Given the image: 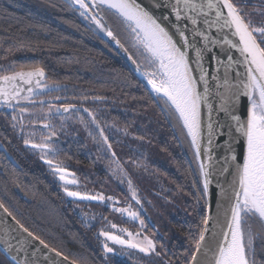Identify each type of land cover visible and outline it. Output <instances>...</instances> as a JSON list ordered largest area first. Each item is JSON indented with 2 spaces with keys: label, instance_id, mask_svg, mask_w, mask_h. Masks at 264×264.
Wrapping results in <instances>:
<instances>
[{
  "label": "trees",
  "instance_id": "16d2710c",
  "mask_svg": "<svg viewBox=\"0 0 264 264\" xmlns=\"http://www.w3.org/2000/svg\"><path fill=\"white\" fill-rule=\"evenodd\" d=\"M231 2L245 21L264 25V0ZM104 16L140 70L151 71L114 17ZM30 68L43 69L48 88L80 106L78 118L65 124L71 146L62 156L82 163L73 166L77 183H64L62 190L38 166L16 174V181L11 172L0 174L3 205L29 231L79 264H190L207 202L191 141L163 100L70 0H0V75ZM65 187L105 199L80 207ZM133 191L148 213L143 226L141 213L132 219L115 210L135 211ZM249 223L257 264H262L264 226L258 220ZM113 224L138 230L136 239L147 237L154 250L124 247L130 251L105 253L107 242L100 233ZM0 264H8L1 252Z\"/></svg>",
  "mask_w": 264,
  "mask_h": 264
},
{
  "label": "snow or ice",
  "instance_id": "6c2138e0",
  "mask_svg": "<svg viewBox=\"0 0 264 264\" xmlns=\"http://www.w3.org/2000/svg\"><path fill=\"white\" fill-rule=\"evenodd\" d=\"M70 5L74 6L82 17L94 24L96 29L123 48L124 46L111 28L106 27L105 18L100 13L109 12L114 17L115 22L127 33L131 46L143 57L148 68L152 69L143 72V75L147 77L152 90L167 105L171 115L182 125L183 129H186L198 160L201 157L202 103L207 104L209 121H211L213 111L212 104L208 103L209 86L207 73L202 64V54L209 43L216 45L222 42L230 46L225 50L228 64L225 65L223 83L217 84L218 89L221 87L225 89L224 93L219 91L216 93L221 101L218 111L230 116L235 125V133L243 139L246 151L242 163H236L231 173L233 177L229 183L231 194L229 195L227 189H221L229 204L225 210L226 224L221 227L219 233H212L216 243L213 247H208L205 234L209 232L207 227L209 219L205 218L203 223L206 227L200 232L195 242V252L206 257L205 264H257L253 232L249 221L258 220L264 226V25L255 26L251 20L245 21L231 0H174V2L173 0H163V2L145 0L143 3L139 0H70ZM161 7L168 8L169 12L157 17L152 9ZM171 17H174V20ZM189 24L192 25L191 28ZM200 24L206 27L203 29L197 27ZM213 28L218 34H222L224 29H234L231 35L238 37V41L234 42L224 35H220L219 39H213L207 34ZM197 37L200 40H197ZM201 41L204 42L202 47L198 46ZM231 49L238 50L242 59L234 60ZM129 59L131 60L132 57L129 56ZM132 62L136 63L135 60ZM233 64L243 67V72L235 73L238 81L236 84L231 82L228 75V70L233 67ZM139 69L140 65L137 64V70ZM196 71L200 73L198 77L194 75ZM43 78L44 71L40 68L31 71H16L11 75H0V98L5 104H10L13 100H28V96L21 97L23 89L18 86L17 82L32 85L35 81V87L40 88V81ZM213 79L218 78L213 77ZM201 82L204 86L203 92L198 90ZM233 89L237 91L233 92ZM27 91L32 93L33 88L29 87ZM240 96L247 97L246 119L232 114V108L239 101ZM73 107L72 105L65 106L63 111L68 112ZM21 111H26V109H21ZM93 122H95V117H93ZM219 127L222 128L223 125ZM207 130L209 145L212 144L214 134L227 135L229 141L235 139L232 136L231 125L228 126L227 133L216 132L213 123L209 122ZM100 135L106 143L107 137L103 136L102 129ZM229 141H225V145L228 151H232V143ZM235 142L238 143L239 139H235ZM25 143L28 144L30 141L26 140ZM32 147L53 154L57 151L47 141L32 144ZM108 147L110 148L111 145ZM205 152L207 153L208 150L206 149ZM208 159L212 160L210 154ZM231 160L236 161V155L233 154ZM46 163L53 168L54 173L58 174L59 179L66 185L77 183L74 178H67L70 174L60 164H54L51 159L46 160ZM199 168L203 177V194L207 195L211 182L208 166L200 163ZM129 187L131 188V181H129ZM65 192L69 197L90 200L105 199L99 194L83 196L80 192L69 191L67 187H65ZM132 198L136 199L134 191ZM137 203H139L138 200ZM0 208H3L9 216L12 215L3 204H0ZM115 210L122 214L126 212L133 219L138 218V213L130 208ZM13 219L15 220V217ZM16 223L19 226V232L26 233V236H20L19 233L13 236L12 232L16 229H5L0 233L2 252L6 257H10L8 264H37L35 257L40 251V246L48 248V244L19 221ZM140 223L143 226L142 220ZM112 227L115 228L116 225L113 224ZM121 231L127 230L121 229ZM100 235L114 244L139 248L142 252L154 250L153 242L147 237L142 241L136 239L139 234L134 236L133 233L127 232L129 237L127 240L108 232H101ZM34 242H38V245L29 253V248ZM104 251L111 253L113 249L105 243ZM55 254L56 256L61 255L60 252ZM196 259V255H193L192 260L195 262ZM261 260L264 264V257Z\"/></svg>",
  "mask_w": 264,
  "mask_h": 264
},
{
  "label": "water",
  "instance_id": "95a60500",
  "mask_svg": "<svg viewBox=\"0 0 264 264\" xmlns=\"http://www.w3.org/2000/svg\"><path fill=\"white\" fill-rule=\"evenodd\" d=\"M139 2H145V0H139ZM163 2V0H161ZM174 2V0H173ZM154 14L157 17H160L161 15L167 14L169 12L168 8L161 7L160 9H152ZM226 13V10H225ZM100 15L104 16L105 12H101ZM214 16V13L212 14ZM105 18V16H104ZM171 19L174 20V17H171ZM106 21V19H105ZM106 27L108 25L106 24ZM192 25L189 24V28H191ZM197 27L205 28L206 26L200 24L197 25ZM110 28V27H109ZM234 31V29H224L222 34H218L217 30L215 28L208 31L207 34H209L213 39H219L220 35L227 36L228 39L232 41H238V37L232 36L231 32ZM102 33V32H101ZM103 37L106 39L108 44L113 48V50L126 62V64L130 67V69L140 78V80L155 94L158 96L157 93H155L151 86L148 84L147 78L143 75V72L139 69L137 70V63H133L132 61L134 58L129 53V51H125L126 47L123 45V43L120 41V43L124 46L121 48L119 45L115 43L110 37L106 36L104 33H102ZM117 37V36H116ZM191 38V37H190ZM117 39H119L117 37ZM197 40H200L199 37L196 38ZM203 41H201L198 46H203ZM230 46L227 44L218 43L216 45H213L211 43L208 44L207 49L203 52V68L205 72L207 73V79H208V86H209V95H208V103H211L213 106V111L211 115V121H209L208 117V107L206 103H202L201 105V112H202V137H201V157L198 161V165L200 163H204L208 166V171L210 173L209 179V191L206 196V202H207V210H206V218L209 219V223L207 227L209 228V232L206 233V245L208 247H213L216 243V239L213 237L212 233H219L221 230V227H223L226 224V217H225V210L228 208L229 204L228 201L224 198V195L221 191L222 188L227 189L229 192V195L231 194V189L229 188V183L232 180V172L234 171V166L236 163H242L243 155L246 151V145L243 142V139L238 136L237 133H235V125L234 122L231 121V118L228 114L225 112L218 111L220 108V97L216 95V93L219 91L221 93L225 92V89L223 87L217 88L218 83H223V79L225 76V65L228 64L227 55L225 54V50L229 49ZM231 55L233 56V59L236 58L242 59L240 57V53L236 49H231ZM129 56L132 57V59H129ZM243 72V67L233 64V67L228 70V75L233 84H236L238 81L235 77V73ZM194 75L197 77L200 75L199 71L194 72ZM213 77H217L218 79H213ZM45 79V73L44 78L41 79L40 83L42 84ZM18 86L23 89L21 92V97L23 96H29L30 94L34 93L38 88L35 87V81H33L32 85L22 84L20 82H17ZM29 87L33 88V92L29 93L27 89ZM203 82L199 85V91L203 92ZM233 92L237 91V89H233ZM15 100L11 101L10 104L15 103ZM0 105H8L5 104L0 98ZM248 105L247 97L240 96L239 101L233 106L232 108V114L241 116V119H246V106ZM64 108H62L61 113L66 114L71 111H78L80 110L79 107H73L68 112L63 111ZM211 122L213 123V127L216 132L223 131L225 133L228 132V126H232V136L235 139H239V142H235V139L232 141H229V137L227 135L223 136H217L213 135L212 137V144H208V130H207V124ZM220 125H223V127H219ZM186 131V129H185ZM187 133V131H186ZM190 139V137H189ZM191 141V140H190ZM225 141H229L232 143V151H228L227 146L225 145ZM217 145H220V147H217ZM208 150L206 153L205 150ZM194 150V149H193ZM195 153V150H194ZM212 156V160L209 161L208 155ZM236 155L237 160L232 161L231 156ZM227 158V162H226ZM227 169V171H225ZM203 179V177H202ZM82 201H93L90 199H81ZM0 204H3L0 200ZM4 206V205H3ZM4 208H6L4 206ZM9 212V211H8ZM13 215L9 216L8 213L4 211L3 208H0V233L3 232L5 229H16V231L12 232L13 236H17L18 233L20 236H26V233L19 232V226L17 225L16 221H18L16 218L13 219ZM206 226L204 225V228ZM203 228V229H204ZM15 243V241H13ZM38 245V242H34L32 246L29 248V253H31L35 247ZM51 246L48 245V248H43V246H40V251L37 253L35 259L37 264H79L70 258L66 257L61 253L60 256H56V252H59L57 250L52 251ZM0 252L1 254L8 260L10 257H6L5 254L2 252V246H0ZM14 254V253H13ZM196 255L197 259L194 262L191 260L190 264H205L206 257L202 254L194 253ZM210 255V254H209ZM47 257V258H45ZM65 257L67 259H65Z\"/></svg>",
  "mask_w": 264,
  "mask_h": 264
},
{
  "label": "flooded vegetation",
  "instance_id": "af4514ba",
  "mask_svg": "<svg viewBox=\"0 0 264 264\" xmlns=\"http://www.w3.org/2000/svg\"><path fill=\"white\" fill-rule=\"evenodd\" d=\"M37 68L23 69L21 71H31ZM41 69V68H40ZM20 71L14 70L13 72ZM44 71V70H43ZM11 73H6L5 75H11ZM45 73V79L34 93L30 94L28 100L19 99L15 100L13 104L0 105V174L10 175V172L15 176L16 174H26L32 173L36 166L42 169V171L47 173V178L52 182L56 189H64L62 185L63 181L59 179V175L55 174L53 168L46 163V160H53L54 164H60L64 167L70 174L67 178L73 179L74 175H77L76 167H73L76 163L77 165L81 162H75V159H66L62 156L63 152L69 149L70 135H65L64 130L65 124L74 120L75 117L78 118L76 113L78 111H71L66 114H62L61 110L65 106L72 105L74 107L80 106L67 98H62L64 94L60 92H54L51 88L49 89L46 84L47 73ZM46 85V87H44ZM21 109H26V111H21ZM15 117V119H13ZM48 125V127H45ZM28 140L30 143L26 144L25 141ZM47 141L53 148L57 151L53 153H48L46 151H41L39 148H33L32 144H40ZM83 155L80 154V158ZM38 169V168H37ZM74 185V184H71ZM59 187V188H58ZM69 191H76L75 188L68 189ZM124 197H126L124 195ZM73 201L80 202L82 205L80 207H85L90 201H82L79 197H69ZM138 199H134L132 204L134 205L135 212L141 213L144 217L142 221H146L148 218V213L145 211L143 204ZM92 219H97V217L92 214ZM112 217L111 221H114ZM132 218V217H131ZM133 219V218H132ZM139 225L138 227H140ZM125 229L127 231H121ZM108 233L119 235L124 239H129L127 232L133 233L134 236L139 233L138 230H132L127 228H122L116 226L115 228L108 229ZM138 237H141L138 235ZM106 240V238L104 237ZM108 245L113 247V250L117 253H124L130 251L126 245L114 244L112 241L106 240ZM150 251V250H149ZM151 252V251H150ZM144 253V252H143ZM148 254V253H147Z\"/></svg>",
  "mask_w": 264,
  "mask_h": 264
},
{
  "label": "bare ground",
  "instance_id": "6f19581e",
  "mask_svg": "<svg viewBox=\"0 0 264 264\" xmlns=\"http://www.w3.org/2000/svg\"><path fill=\"white\" fill-rule=\"evenodd\" d=\"M151 86V85H150Z\"/></svg>",
  "mask_w": 264,
  "mask_h": 264
},
{
  "label": "rangeland",
  "instance_id": "374dc122",
  "mask_svg": "<svg viewBox=\"0 0 264 264\" xmlns=\"http://www.w3.org/2000/svg\"><path fill=\"white\" fill-rule=\"evenodd\" d=\"M147 78V77H146Z\"/></svg>",
  "mask_w": 264,
  "mask_h": 264
}]
</instances>
